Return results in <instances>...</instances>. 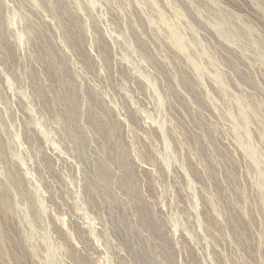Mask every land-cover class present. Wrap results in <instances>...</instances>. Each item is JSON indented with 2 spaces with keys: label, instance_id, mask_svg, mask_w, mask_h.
Here are the masks:
<instances>
[{
  "label": "rangeland",
  "instance_id": "rangeland-1",
  "mask_svg": "<svg viewBox=\"0 0 264 264\" xmlns=\"http://www.w3.org/2000/svg\"><path fill=\"white\" fill-rule=\"evenodd\" d=\"M1 1L8 43L0 38V80L11 87L0 92V264H264L263 194L237 144L244 98L264 162V0H102L94 9L88 0ZM158 11L187 38L185 54L170 44ZM123 37L131 64L122 62ZM60 98L77 119L66 121ZM26 114L41 123L32 127L36 143L25 138ZM72 123L88 134L89 159L73 157Z\"/></svg>",
  "mask_w": 264,
  "mask_h": 264
},
{
  "label": "bare ground",
  "instance_id": "bare-ground-1",
  "mask_svg": "<svg viewBox=\"0 0 264 264\" xmlns=\"http://www.w3.org/2000/svg\"><path fill=\"white\" fill-rule=\"evenodd\" d=\"M15 1V0H14ZM35 1V0H34ZM56 1V0H55ZM55 1H53V0H49V2L50 3H54ZM63 1V0H62ZM101 1L102 0H88V3H89V6H90V8L91 9H94L97 5H99L100 3H101ZM148 1V3L149 4H151L150 6L151 7H156V2L154 1V0H147ZM18 2L19 1H17V4H18ZM24 2H27L28 4L29 3H31V4H33V2H32V0H25ZM71 2V1H70ZM56 3V2H55ZM26 4V3H25ZM31 4H29V5H31ZM49 4V3H48ZM104 4V3H103ZM15 5V4H14ZM36 3L34 2V8H35V10L37 9L36 8ZM42 4H40V5H38L39 7L41 6ZM56 5V4H55ZM86 5V4H85ZM105 5V4H104ZM6 6V5H5ZM8 6V5H7ZM28 6V5H27ZM37 6V7H38ZM75 6H76V8L78 9V10H82V6H81V4L78 2V4H75ZM15 7V6H14ZM111 7V6H110ZM109 7V8H110ZM158 7V6H157ZM262 7V6H261ZM9 8V7H8ZM11 8V7H10ZM13 8V7H12ZM29 8V7H28ZM32 8V7H31ZM30 8V9H31ZM63 8V7H62ZM108 8V9H109ZM116 8V7H115ZM4 6H3V3H2V1L0 0V38L2 39V41H4V42H7V39L4 37V25H5V21H4V19H3V11H4ZM17 9H18V5H17ZM33 9V8H32ZM66 9H68V8H66ZM172 9H173V7H172ZM263 11H264V9H263V7L261 8ZM69 10V9H68ZM116 10V9H115ZM259 10H260V8H259ZM261 10V11H262ZM30 11V10H29ZM34 11V10H33ZM40 11H42V10H40ZM113 11V10H112ZM257 11V10H256ZM114 12V11H113ZM112 12V13H113ZM117 12V11H116ZM159 12V11H158ZM172 12H174V11H172ZM14 13H15V11H14ZM18 13V12H17ZM16 13V14H17ZM30 13V12H29ZM38 13V12H37ZM41 13V12H40ZM40 13H38V14H40ZM51 13H52V11H51ZM68 13H69V11H68ZM160 13V12H159ZM259 13H261V12H259ZM33 14V13H32ZM35 14V13H34ZM41 14H44L43 12L41 13ZM93 14V13H92ZM264 14V13H263ZM45 15V14H44ZM57 15V14H56ZM60 15V14H59ZM174 15H176V14H174ZM10 16H11V14H10ZM9 16V17H10ZM16 16V15H15ZM19 16V15H18ZM24 16V15H23ZM27 16H28V14H27ZM37 16V15H36ZM141 16V15H140ZM259 16V15H258ZM31 17V16H30ZM62 17H63V15H62ZM17 17H15V19H16ZM36 18H40V17H36ZM114 18V17H113ZM159 18H160V21H161V23H162V26H163V28H164V30H166L167 31V33H168V36H169V42H170V44L172 45V46H174L175 48H177V50H178V52H180V53H182V54H185L186 53V51L188 50V43H187V38L185 39L184 37H183V35L178 31V29L176 28V26L175 25H173V24H171L167 19H166V17L163 15V14H159ZM263 18H264V15H263ZM35 19V18H34ZM41 19H45V18H41ZM22 20V19H21ZM46 20V19H45ZM73 20V19H72ZM7 21V20H6ZM42 21H44V20H42ZM48 21H50V20H48ZM68 21V20H67ZM116 21V20H115ZM119 21V20H118ZM16 22V21H15ZM47 22V21H46ZM53 22V21H52ZM81 22V21H80ZM12 23H13V20L12 19H10L9 18V23H7L9 26L11 25L12 26ZM40 23V22H39ZM44 23H45V21H44ZM48 23V22H47ZM50 24H52L51 22H49ZM70 23V22H69ZM76 23V22H75ZM148 23V22H147ZM4 24V25H3ZM7 24H6V26H7ZM71 24H73V23H71ZM131 24H134V23H131ZM21 25H22V23H21ZM64 25V24H63ZM86 25V24H85ZM149 25V24H148ZM27 26V25H26ZM134 26V25H133ZM55 26H54V24H53V28H54ZM77 27H78V25H77ZM90 27V26H89ZM152 27V26H151ZM7 28V27H6ZM28 28L29 29H22L21 30V33H19V36H17V37H19V39L18 40H20V41H22L24 38V35L25 34H28L29 33V31H31V27L30 26H28ZM57 28V27H56ZM65 29V28H64ZM136 29V28H135ZM134 29V30H135ZM153 29V28H152ZM215 29L217 30V32H218V34L224 39V38H229V36H230V34L228 33V31L227 30H225V28L224 27H222V26H218V27H215ZM33 30V29H32ZM55 30V29H54ZM86 30V29H85ZM119 30H120V28H119ZM131 30V29H130ZM133 30V31H134ZM137 30V29H136ZM216 30H215V32H216ZM7 31V30H6ZM63 31V30H62ZM120 31H122V30H120ZM119 31V32H120ZM132 31V30H131ZM155 31V30H154ZM43 32H44V30H43ZM91 32V31H90ZM130 32V31H129ZM8 33V32H7ZM14 33H15V31H14ZM166 33V34H167ZM250 33V32H249ZM13 34V33H12ZM30 34V33H29ZM134 33H132V35H133ZM8 34H6V36H7ZM35 35V34H34ZM131 35V34H130ZM135 35H136V33H135ZM49 36V35H48ZM105 36V35H104ZM114 36V35H113ZM139 36V35H138ZM13 37V36H12ZM140 37H141V35H140ZM253 37V36H252ZM14 38V37H13ZM23 38V39H22ZM114 38V37H113ZM135 38V37H134ZM133 38V39H134ZM144 38V37H143ZM5 39H6V41H5ZM11 39V38H10ZM69 39V38H68ZM107 39V38H106ZM128 39V38H127ZM137 39V38H136ZM257 39V38H256ZM12 40V39H11ZM96 40V39H95ZM116 40H117V38H116ZM122 40H123V45H124V47H125V49H126V51L128 52V53H125L124 55H123V59H122V62H125V63H130L131 64V51L133 50V48H132V46H131V44H130V41L129 40H126L124 37L122 38ZM138 40V39H137ZM229 40V39H228ZM251 40V39H250ZM253 40V39H252ZM24 41H25V39H24ZM35 42H36V40H34ZM121 41V40H120ZM12 42V41H11ZM91 42H92V40H91ZM93 42H94V40H93ZM107 42V41H106ZM253 42V41H252ZM8 43V42H7ZM132 43V42H131ZM2 43H0V47L2 48L3 47V45H1ZM115 44V43H114ZM120 44V43H119ZM8 45V47L10 48V50H9V52L12 50V49H15V51H16V53H18L17 51H18V49L20 48L21 49V47H19V45H16V46H9V44H7ZM12 45H14V44H12ZM59 45V44H58ZM250 45V44H249ZM23 46V45H22ZM90 46V45H89ZM99 46V45H98ZM257 46H259L257 43H256V45H254V48H256ZM14 47V48H13ZM24 47V46H23ZM33 47V46H32ZM61 47V46H60ZM59 47V48H60ZM63 47V46H62ZM117 47V46H116ZM235 47V46H234ZM3 48H5V47H3ZM30 48L31 47H29V52H30ZM35 48V47H34ZM56 48H58V47H56ZM67 48V47H66ZM65 48V49H66ZM98 48H100L101 49V47H98ZM249 48V47H248ZM107 49V48H106ZM106 49H103V50H106ZM257 49V48H256ZM21 50H23V51H25L24 49H21ZM35 50V49H34ZM67 50L68 49H66V52H67ZM124 50V49H123ZM200 50V49H199ZM23 51H22V53H23ZM27 51V50H26ZM101 51V50H100ZM174 51V50H173ZM62 52V51H61ZM69 52V51H68ZM68 52H67V54H68ZM107 52V51H106ZM174 52H176V51H174ZM178 52H176V53H178ZM241 52V51H240ZM109 53V52H108ZM138 53V52H137ZM203 53H204V51H203ZM242 53V52H241ZM259 53V52H258ZM8 54V53H7ZM59 54H61L60 52H59ZM66 54V55H67ZM107 54V53H106ZM115 54V53H114ZM199 54H201V53H199ZM244 54V53H243ZM246 54V53H245ZM260 54V53H259ZM24 55V54H23ZM26 55V54H25ZM69 55V54H68ZM138 55V54H137ZM193 55V54H192ZM198 55V54H197ZM9 56V55H8ZM16 56V55H15ZM18 56H19V54H18ZM17 56V57H18ZM34 56V55H33ZM190 56V55H189ZM199 56H201V55H199ZM261 56V55H260ZM259 56V57H260ZM0 57H2V54L0 55ZM23 57V56H22ZM32 57V56H31ZM257 57V56H256ZM258 57V58H259ZM5 58V57H4ZM30 58V57H29ZM61 58H62V56H61ZM64 58V57H63ZM116 58V57H115ZM206 58V57H205ZM263 58V57H262ZM0 59H3V57L2 58H0ZM25 59V58H24ZM32 59H33V57H32ZM34 59H36V58H34ZM33 59V60H34ZM135 59V58H134ZM260 59H261V57H260ZM136 60V59H135ZM194 60V59H193ZM4 61V60H3ZM26 61V60H25ZM35 61V60H34ZM33 61V62H34ZM36 61H38V59H36ZM120 61V60H119ZM209 61H211V59L209 60ZM213 61V60H212ZM33 62H31L32 64H33ZM121 62V61H120ZM121 62V63H122ZM134 62V61H133ZM139 62H140V60H139ZM163 62V61H162ZM261 62H262V66L264 65V61L261 59ZM25 63V62H24ZM27 63V62H26ZM46 63V62H45ZM192 64H193V66H194V68L196 69V71H197V74H198V77H199V79L200 78H202V77H204L205 76V74H206V72H205V70H203V68L202 67H200V65L198 66V65H196L195 63H193V62H191ZM214 63V62H213ZM28 64H29V62H28ZM137 64H138V62H137ZM75 66V65H74ZM122 66V65H121ZM120 67V66H119ZM123 67V66H122ZM206 67V66H205ZM128 68V67H127ZM7 69V68H6ZM5 69V70H6ZM13 69V68H12ZM76 69V68H75ZM263 69H264V67H263ZM38 70V69H37ZM145 70V69H144ZM0 71H2L1 69H0ZM7 71V70H6ZM20 71V70H19ZM29 71V70H28ZM217 71V70H216ZM215 71V72H216ZM14 72V71H13ZM31 72V71H30ZM129 72H130V70H129ZM132 72V71H131ZM137 72V71H136ZM218 72V71H217ZM10 73V72H9ZM2 75H4L3 73H1ZM7 74V73H6ZM12 74H14V73H12ZM121 74H122V70H121ZM138 74L139 75H141V77H144L145 79H147L148 80V82L150 83V84H152V85H155L154 83V81L152 80V78L149 76V75H146V74H144L143 73V71H141V70H139L138 69ZM149 74H151V73H149ZM216 74V73H215ZM124 75V74H123ZM7 76H8V74H7ZM7 76H6V78H7ZM9 76H11L10 74H9ZM25 76H32V79H33V84H34V86L35 85H37L38 86V88L39 87H41V89H44V90H46V88H44V85H41L40 84V82H39V80H38V78H36V76H34L32 73H29L28 75H27V73H26V75ZM213 76V75H212ZM216 76H219V73L218 74H216ZM1 77V76H0ZM13 77H14V75H13ZM16 77V76H15ZM118 77V76H117ZM116 77V78H117ZM25 78V77H24ZM20 79H21V77H20ZM119 79V78H118ZM123 79V78H122ZM144 79V80H145ZM211 79V78H210ZM7 80V79H6ZM6 80H5V82L4 81H1L0 80V92H1V94L2 95H4V97H6L7 95H5L4 93H3V91H2V88H4V90H6V92L8 93V89H9V92H10V87L8 88V85L7 84H9V83H6ZM18 80H19V78H18ZM27 80V79H26ZM82 80V79H81ZM87 80V79H86ZM126 80V79H125ZM83 81V80H82ZM91 81V80H90ZM89 81V82H90ZM121 81V80H120ZM219 81H221V76H219V77H217V81L216 80H214V82L215 83H217V82H219ZM22 82V81H21ZM88 82V83H89ZM212 82V81H211ZM26 84V83H25ZM90 84V83H89ZM92 84V83H91ZM219 84V83H218ZM9 85H11V84H9ZM17 85H18V83H17ZM74 86V85H73ZM2 87V88H1ZM75 87V86H74ZM199 87H200V85H199ZM20 89V88H19ZM18 89V90H19ZM72 89V88H71ZM76 88H74V90H75ZM81 89V88H80ZM17 90V89H16ZM39 90V89H38ZM47 91V90H46ZM45 91V92H46ZM39 92V91H38ZM74 92V91H73ZM101 93V92H100ZM156 93H157V95H158V92L156 91ZM227 93H228V91H227ZM41 94H42V91H41ZM69 94V96H70V93H68ZM71 95H73L72 93H71ZM77 96V95H76ZM66 97V96H65ZM74 96H72L71 98H68V99H66V98H64V99H66L65 101L67 102L68 101V103L72 106V105H76V97H75V100H74V98H73ZM19 101H20V103L24 106V108L26 107V104H25V101H29L30 102V98L28 97V94L24 91V89H21L20 90V93H19ZM77 99H78V97H77ZM239 98L237 97V99L236 100H238ZM53 100V99H52ZM54 100H56V99H54ZM57 100H59V101H57L55 104H57L58 102V104H62V107L64 106V108H65V114L67 115V118H66V121H69L68 119H70V117L69 116H71V115H68V113H69V111H67V107H65V105L64 104H66V102H64L63 103V101L64 100H61V98L60 99H57ZM86 100V99H85ZM158 100L159 101H161V99H160V97H159V95H158ZM80 101V100H79ZM55 102V101H54ZM162 102V101H161ZM95 103V102H94ZM111 103V102H110ZM110 103H109V105H110ZM237 103V102H236ZM44 104V103H43ZM68 104V105H69ZM112 104V103H111ZM238 108H239V116H240V118H241V121H242V123H243V129L242 130H240L239 131V133H237V144H238V146H239V148L243 151V153L246 155V157L248 158V160L252 163V165L256 168V173L258 174V177H259V182H258V187L257 188H259V190L261 191L260 193H262L263 194V200H264V162H263V159H262V156L263 155H261V152H259L258 150H256L253 146H252V143H251V135H250V133H249V129H248V110H250V108H249V104L247 103V99H244V98H241V99H239V101H238ZM29 105H30V103H29ZM28 105V106H29ZM82 105V104H81ZM113 105V104H112ZM75 108V107H74ZM80 108V107H79ZM82 108H80V110H81ZM68 110H70V109H68ZM79 109H78V111H80ZM238 110V109H237ZM75 111V110H74ZM77 111V112H78ZM252 110H250V112H251ZM72 112V111H71ZM28 113V112H27ZM73 113V112H72ZM82 113V112H81ZM81 113H79L78 114V116L79 115H81ZM230 114V113H229ZM229 114H227V115H229ZM252 114V113H251ZM83 115V114H82ZM26 117H27V114H26ZM71 117H75V119H77V116H76V114L74 115V114H72V116ZM30 117H27V119H26V137L25 138H27V140L28 141H31L32 143H36V140L39 138H35L34 137V132L35 131H33V128L32 127H35V126H37V123L39 124L40 123V121H39V119H38V121L36 122V120L33 118V119H29ZM79 118V121H80V117H78ZM72 119V118H71ZM75 119H74V121H75ZM231 119H233V117L231 118ZM147 120V119H146ZM154 120V119H153ZM158 121V120H157ZM73 122V121H72ZM77 121H75V123H76ZM55 123V122H54ZM64 123V122H63ZM74 123V122H73ZM72 123V124H73ZM80 123V122H79ZM105 123V122H104ZM154 123H155V121H154ZM41 124V123H40ZM66 124V123H65ZM157 124V123H156ZM33 125H35V126H33ZM59 125V124H58ZM73 125H76V124H73ZM158 125H159V130H161L162 132H163V130H164V125L162 124H160V123H158ZM79 126H81V125H76L75 127V129H77V135L76 134H74L75 132H71V135H69V136H72V138H70V139H72V141L73 142H71V146L73 147L72 149H71V152H72V154H73V157H75V158H77V159H81V160H84L86 157L88 158V156L92 153V150H91V147L89 146L88 147V145H89V140L88 139H86L87 138V135L88 134H85L84 132H83V130H85V129H81ZM61 127H63V124L61 125ZM72 127V126H71ZM87 127V126H86ZM60 128V127H59ZM64 128V127H63ZM74 128V127H73ZM67 129H69V128H67ZM95 129H96V127H95ZM98 129V128H97ZM65 130H66V128H65ZM22 131V130H21ZM69 131V130H68ZM71 131V130H70ZM73 131V130H72ZM66 133V132H65ZM100 133L101 132H99V135H100ZM86 135V138L84 137L85 135ZM97 134V133H96ZM66 135V134H65ZM98 135V134H97ZM143 135V134H142ZM33 136V137H32ZM128 138V137H127ZM69 139V138H68ZM67 139V140H68ZM83 139V140H82ZM92 139H93V137H92ZM44 140V139H43ZM82 140V143L80 144V142L79 141H81ZM89 142H88V141ZM39 141V140H38ZM53 141V140H52ZM84 141V142H83ZM40 142H41V140H40ZM92 142H93V140H92ZM91 142V143H92ZM138 142V141H137ZM62 143H64V142H62ZM73 143V144H72ZM139 143V142H138ZM43 144V143H42ZM45 144V143H44ZM49 144V143H48ZM56 145V144H55ZM42 146V145H41ZM53 146H54V144H53ZM37 147V146H36ZM34 148V147H33ZM105 149V148H104ZM103 149V150H104ZM51 150H52V152H53V154L56 156V157H58L59 159L58 160H64L65 162H69L70 160L68 159V158H66V156L64 157V155H62L61 153H59L57 150H56V148H51ZM106 152H107V150H106ZM105 152V153H106ZM51 153V152H50ZM117 155V154H116ZM92 156V155H91ZM102 158H103V156H101ZM104 157H105V155H104ZM101 158V159H102ZM89 159V158H88ZM93 160H94V158H92ZM100 159V160H101ZM105 159H106V157H105ZM86 160V159H85ZM106 160H104V161H100V162H98L99 163V166L97 167V168H100V171L102 170V169H105V164L104 163H106L105 162ZM67 162V163H68ZM142 163V162H141ZM94 164H95V160H94ZM139 164V163H138ZM77 165V164H76ZM107 168V167H106ZM139 168L142 170V171H145V172H148V171H150L151 170V165H149V164H147V163H142V164H140L139 165ZM108 169V168H107ZM97 170H99V169H97ZM108 171V170H107ZM99 171H97V173H98ZM103 172V174L105 175V177H104V175H103V178H102V180L104 179V178H106V179H110V173L109 172H104V171H102ZM79 174V173H78ZM35 175V174H34ZM99 175V174H98ZM112 175V174H111ZM115 175V174H114ZM121 175V174H120ZM83 177V176H82ZM170 177V176H169ZM114 178V177H113ZM44 179V178H43ZM108 179V180H109ZM120 179V178H119ZM125 179V178H124ZM128 179V178H127ZM33 180V179H32ZM74 180V179H73ZM85 180V179H84ZM100 180V179H99ZM113 180V179H112ZM104 181V180H103ZM110 181V180H109ZM6 182V181H5ZM53 182V181H52ZM99 182V181H98ZM105 182V181H104ZM127 182V181H126ZM76 183V182H75ZM103 184V183H102ZM107 184V183H106ZM94 185V184H93ZM111 184H109L108 186H110ZM11 186V185H10ZM114 187V186H113ZM111 189V188H110ZM136 190V189H135ZM65 191V190H64ZM102 193V192H101ZM125 195V194H124ZM138 195V194H137ZM140 196V195H139ZM2 198V197H1ZM87 200V199H86ZM6 201V200H5ZM124 201V200H123ZM127 201V200H126ZM42 202V201H41ZM64 203V202H63ZM7 204H8V202H7ZM144 204V203H143ZM57 205V204H56ZM145 205V204H144ZM11 206V205H10ZM39 206H40V204H39ZM5 207H7V206H5ZM47 207V206H46ZM126 207V206H125ZM11 208V207H10ZM155 208V207H154ZM123 209V208H122ZM13 211V210H12ZM57 211V210H56ZM106 212V211H105ZM116 212V211H115ZM144 212V211H143ZM146 212V211H145ZM39 213V212H38ZM38 213H36L35 214V218L37 219V220H39V221H41L40 220V218H39V214ZM14 214V213H13ZM110 214V213H109ZM26 216V215H25ZM169 216V215H168ZM29 218V217H28ZM130 218V217H129ZM139 218V217H138ZM111 219V218H110ZM118 219V218H117ZM162 219V218H161ZM131 220V219H130ZM116 221V220H115ZM114 221V222H115ZM100 222V221H99ZM148 224V223H147ZM123 225V224H122ZM146 225V224H145ZM127 226V225H126ZM135 227V226H134ZM151 227V226H150ZM180 227V226H179ZM121 228V227H120ZM45 229V228H44ZM118 229V228H117ZM132 229V228H131ZM54 231V230H53ZM157 231V230H156ZM59 232V231H58ZM68 232V231H67ZM31 233H32V231H31ZM30 234V233H29ZM69 234V233H68ZM153 234V233H152ZM126 235V234H125ZM48 236V235H47ZM96 236V235H95ZM144 238V237H143ZM109 239V238H108ZM48 240V239H47ZM70 240V239H69ZM68 240V241H69ZM26 241V240H25ZM101 241V240H100ZM132 241V240H131ZM166 241V240H165ZM58 242V241H57ZM29 243V242H28ZM165 244V243H164ZM135 245V244H134ZM136 246V245H135ZM50 247V246H49ZM125 250V249H124ZM127 251V250H126ZM133 253V252H132ZM151 253V252H150ZM127 254V253H126ZM51 255V254H50ZM120 255V254H119ZM72 256V255H71ZM137 257V256H136ZM49 258H50V260H52L53 258L51 257V256H49ZM136 259V258H135ZM55 260V259H54ZM73 260V259H72ZM137 260V259H136ZM67 261V260H66ZM103 261V260H102ZM79 263V262H78ZM151 263V262H150ZM139 264H140V262H139Z\"/></svg>",
  "mask_w": 264,
  "mask_h": 264
}]
</instances>
